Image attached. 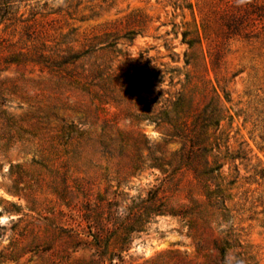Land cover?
<instances>
[{"label":"rangeland","instance_id":"rangeland-1","mask_svg":"<svg viewBox=\"0 0 264 264\" xmlns=\"http://www.w3.org/2000/svg\"><path fill=\"white\" fill-rule=\"evenodd\" d=\"M3 18L0 264H240L243 250L264 264L260 24L229 36L223 0H18ZM67 48L88 54L53 69L31 61ZM215 99L228 221L215 207L191 221L148 217L150 189L163 184L155 204L178 206L192 180L170 185L152 167L182 146L163 141L168 121L190 124ZM230 228L242 247L223 259Z\"/></svg>","mask_w":264,"mask_h":264},{"label":"trees","instance_id":"trees-1","mask_svg":"<svg viewBox=\"0 0 264 264\" xmlns=\"http://www.w3.org/2000/svg\"><path fill=\"white\" fill-rule=\"evenodd\" d=\"M17 1L0 0V20L5 17V8L11 9V6ZM223 2L225 15L228 19L225 26L229 36L246 35L248 28H257L258 24L264 29V0H223ZM199 29L205 34L203 24L196 29L198 36H200ZM188 43L190 46H193L194 43L202 46V38L200 37L197 41L188 40ZM65 51V54L40 53L31 61L43 63L45 67L53 69L66 64H73L77 59L88 54L86 50L73 52L71 48H67ZM16 56L9 62L19 63L22 61ZM98 71L95 68L90 69L85 76H82V79L85 80L81 84L83 90L90 92L89 87L96 85L92 82L95 79L93 78L94 76L100 77ZM73 82L79 85L81 80L75 79ZM217 101L215 99V102L213 100L211 103L206 104L202 111L196 114L190 124L184 121L181 124H177L175 121H168V124L172 126V130L164 133L163 141L180 140L182 146L171 155L167 162L160 163L157 158H152L154 160L152 167L159 169L164 175L162 181L170 185L179 186L180 177L178 175L182 176L186 172L192 175V180L189 182L190 186L185 194L184 199L186 200H183L178 206H172L162 200L155 204L159 192L164 189L163 184L150 189L147 200L153 203V207L149 211L148 217L150 215H172L187 218L188 221H191L197 214L210 212L215 207L218 210V216L223 221H228L230 213L228 201L232 196L231 185L233 182L225 181L222 170L224 163L219 162L218 154L214 153L219 148V144L215 139V132L218 131L222 119ZM151 102H154V100ZM150 121L154 122L158 128H161L159 123L153 120ZM260 178H262L264 184L263 173L260 174ZM195 187L197 192H194ZM234 245L242 247L238 235L230 228L226 232L225 237L222 238L221 244L217 246L223 259L226 251ZM239 255L243 256L240 264H251V256L247 250L241 251ZM5 258L6 256L0 253V263Z\"/></svg>","mask_w":264,"mask_h":264}]
</instances>
